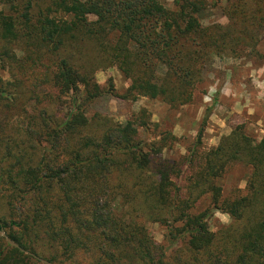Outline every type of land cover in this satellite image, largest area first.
<instances>
[{
  "label": "trees",
  "instance_id": "trees-1",
  "mask_svg": "<svg viewBox=\"0 0 264 264\" xmlns=\"http://www.w3.org/2000/svg\"><path fill=\"white\" fill-rule=\"evenodd\" d=\"M0 5V231L18 247L0 238V264H264V139L238 128L200 153V129L188 154L164 158L178 140H143L144 112L125 124L85 114L109 67L130 80L126 100L189 105L210 57L255 48L264 0H227L225 22L207 27L199 15L218 0ZM231 164L251 172L224 198ZM214 211L231 222L213 233ZM148 223L166 227L164 242Z\"/></svg>",
  "mask_w": 264,
  "mask_h": 264
},
{
  "label": "rangeland",
  "instance_id": "rangeland-1",
  "mask_svg": "<svg viewBox=\"0 0 264 264\" xmlns=\"http://www.w3.org/2000/svg\"><path fill=\"white\" fill-rule=\"evenodd\" d=\"M162 2L167 9H172L173 0ZM226 4L227 0H218L216 9L210 8L199 15L200 23L205 27L223 24ZM6 10L0 5V12ZM90 20L93 21L94 18ZM257 38L259 42L253 50L243 48L234 54L210 57L202 73V82L193 92L192 102L176 108L158 99L137 97L134 101L126 100L124 97L130 80L116 67L97 71L94 82L99 86L101 95L88 105L86 117L92 120L94 116L100 115L114 123L125 124L144 112L148 130L139 129L143 140H155L165 132L178 140L172 145L171 150H163L164 158L176 159L178 156L188 154L200 129L203 130L200 153L216 147L223 137L229 136L238 128L251 139L263 140L264 30ZM158 72L162 73V70ZM0 78L4 81L9 80L6 73H1ZM61 104L63 113L69 112L71 104L69 98H63ZM250 172V168L244 165H229L226 174L220 180L224 198L237 195L239 191L244 192ZM115 207L120 216L125 214L126 209L120 199L115 201ZM210 214L208 224L213 233L231 222L230 218L220 211ZM146 228L157 243L164 242L167 231L164 225L148 223Z\"/></svg>",
  "mask_w": 264,
  "mask_h": 264
},
{
  "label": "water",
  "instance_id": "water-1",
  "mask_svg": "<svg viewBox=\"0 0 264 264\" xmlns=\"http://www.w3.org/2000/svg\"><path fill=\"white\" fill-rule=\"evenodd\" d=\"M0 238H3L5 239V241L11 246V247H14V248H18L17 245H15L7 236L6 234L3 232V231H0ZM42 264H50L46 261H41Z\"/></svg>",
  "mask_w": 264,
  "mask_h": 264
}]
</instances>
